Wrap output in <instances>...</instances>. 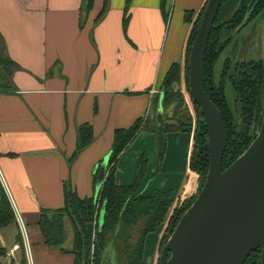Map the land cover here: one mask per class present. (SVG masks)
Returning <instances> with one entry per match:
<instances>
[{
    "label": "crops",
    "instance_id": "obj_1",
    "mask_svg": "<svg viewBox=\"0 0 264 264\" xmlns=\"http://www.w3.org/2000/svg\"><path fill=\"white\" fill-rule=\"evenodd\" d=\"M163 1L162 7V0H94L82 19V0H0V52L8 72L0 74V196L13 214L0 229L3 264H76L75 254L46 243L42 213L50 220L64 210L66 188L91 198L95 167L110 152L114 132L140 121L143 133L116 162L117 185L134 184L143 161L140 195L169 192L173 207L195 196L192 135L165 131L157 166L153 116L160 85L184 61L207 0ZM82 125L91 127L93 140L77 152ZM149 238L146 261L159 250L156 236ZM71 242L72 234L61 247Z\"/></svg>",
    "mask_w": 264,
    "mask_h": 264
},
{
    "label": "trees",
    "instance_id": "obj_2",
    "mask_svg": "<svg viewBox=\"0 0 264 264\" xmlns=\"http://www.w3.org/2000/svg\"><path fill=\"white\" fill-rule=\"evenodd\" d=\"M93 2L94 0H87V14ZM163 3L164 1L162 0V7L164 6ZM106 8L107 2H104L103 10L105 11ZM263 12L264 0H222L209 37L205 53L204 88L209 99L221 113L226 125L227 145L222 161L223 170L249 148L261 128L264 115V62L250 60L232 63L231 60L225 59L222 64L218 83L215 82L214 68L220 55L232 41L231 36L224 38V34L229 32L240 34ZM190 14L188 12L185 16L187 17ZM201 14L202 12L192 26L186 56L190 52V46L199 25ZM248 15L250 17L244 24ZM186 20L188 19L186 18ZM127 22L128 19L126 17L123 21L124 30ZM3 64V57L0 52V74L3 77H8V72ZM178 69L179 63H174L162 82L161 90H163L164 95V112L169 104L168 94L171 90L170 86L179 78ZM225 83L228 84L229 89L234 94L233 106L237 102L240 103L241 109L239 113L237 108L233 110L234 107H231L227 101L224 89ZM0 90H4L2 82H0ZM158 98L159 95L155 100L154 111ZM193 106L200 116V120L193 134V147L189 159V169L199 176V191L203 183V178H205L208 171L209 154L203 117L199 113V108L194 104ZM237 115H239L242 125L240 123L238 125ZM140 126L141 121L135 123L128 129H120L114 132L105 179L96 200L93 197L80 199L69 188H66L64 194V210L55 212L53 214L54 217L50 220L46 214L42 213L41 229L46 238V243L48 245L60 246V249L63 251L75 254L76 264H82L83 262L88 264L90 235L86 229L87 225H94V243H96L97 249L101 254L118 223L121 224V228L115 239L118 260L122 264H144L143 250L146 236L157 230L167 217L172 206L169 192L156 191L150 197H143L138 193V187L145 171V162L140 161L137 179L134 184L130 186H119L115 180L114 172L118 157L141 131ZM164 129L165 131L170 130V127L165 126L164 123ZM174 129L176 128L174 127ZM173 131L190 133L191 124L183 123L178 125V129ZM78 138L79 148L77 152L85 148L93 140L91 127L89 125L80 126L78 129ZM76 154L73 158H75ZM193 198L183 202L181 207L172 211L167 227V232L170 235L183 213L190 206ZM102 207L104 208V216L102 226L99 228L98 221ZM65 218L72 228V242L69 249L61 247L64 244ZM12 220L13 214L9 202L4 194L1 193L0 229L10 224ZM261 253V249L252 252L244 264H261ZM4 258H6V250L0 248V264H3L2 261ZM19 264H25V260L22 259Z\"/></svg>",
    "mask_w": 264,
    "mask_h": 264
},
{
    "label": "water",
    "instance_id": "obj_3",
    "mask_svg": "<svg viewBox=\"0 0 264 264\" xmlns=\"http://www.w3.org/2000/svg\"><path fill=\"white\" fill-rule=\"evenodd\" d=\"M221 3L222 0H207L188 56L189 96L199 108L206 128L208 171L194 201L163 245L159 264H244L259 249L264 264V115L249 148L223 170L226 125L204 88L205 53ZM86 4L87 0H82V19L87 15ZM163 98L161 90L154 111L157 166L165 147ZM108 159L109 153L95 167L98 169L95 200L105 179ZM103 216L102 207L99 228ZM120 228L118 223L100 254L99 264H122L115 246Z\"/></svg>",
    "mask_w": 264,
    "mask_h": 264
},
{
    "label": "rangeland",
    "instance_id": "obj_4",
    "mask_svg": "<svg viewBox=\"0 0 264 264\" xmlns=\"http://www.w3.org/2000/svg\"><path fill=\"white\" fill-rule=\"evenodd\" d=\"M83 19H85V17ZM166 27H167L166 29H168V24H166ZM166 33H167V30H166ZM228 36H231L230 38H232V41L222 52L214 68V77H215L216 83L219 82L222 64L225 59L231 60L232 63L250 61V60L264 62V12L258 18H256L253 22H251L240 34H235V33H230V32L224 34V38ZM188 56H189V53L187 56L185 55L184 61H182V63L179 64V69H178L179 78L176 81H174L170 86L171 90L169 91V94H168L169 104L167 105L165 112H164V122H165V126L170 127V131L178 129V125H181L183 123L191 124V132L188 134H191L193 137V134L195 133L196 128H197L198 121L200 120V116L198 115L195 107L193 106V103L189 96ZM161 88H162V83L160 85L159 90ZM224 89H225V95H226L228 103L230 104L231 107H234L233 110L237 108V111L239 113L241 109L240 103L237 102L233 106L234 94L232 93L231 89H229V86L227 83H225ZM171 94L174 95V97H172ZM170 97L172 100L170 99ZM237 116H238L237 122L239 125V123L241 124V121H240L241 119L239 115ZM174 127L176 129H174ZM141 132L143 133V131ZM175 132H180V131H175ZM192 147H193V144H192ZM189 175L196 176V179L198 181L197 187H199V176L193 171H191ZM204 180L205 178H203V182ZM198 192L199 191L197 189V192L194 198L191 200L192 202L194 201ZM179 207H181V204L178 206H174V207L171 206L164 223H162L160 227L157 228V230H155L152 233H149L150 243L152 242V239L155 238V236H156V239H158L159 234L160 233L162 234L160 235V238L158 239L159 240V245H158L159 250L152 254L151 259L148 260V264H159L158 257L160 255L161 249L170 236V233L167 232V227L169 225L168 216L170 217V214L172 213L173 209H177ZM67 226H68V230L72 234V228L70 224H68ZM86 229L90 235V240H89L90 242L88 245V257H89L88 264L91 262V260L94 262V264H96V261L97 262L99 261L100 251H98L97 245L96 243H94V225L93 224H91V226L87 225ZM70 236L68 234H64L63 235L64 242L68 241Z\"/></svg>",
    "mask_w": 264,
    "mask_h": 264
},
{
    "label": "flooded vegetation",
    "instance_id": "obj_5",
    "mask_svg": "<svg viewBox=\"0 0 264 264\" xmlns=\"http://www.w3.org/2000/svg\"><path fill=\"white\" fill-rule=\"evenodd\" d=\"M138 193H139V192H138ZM141 196H142V195H141ZM92 197L94 198V195H93ZM92 197H91V198H92ZM171 214H172V213H171ZM171 214H170V216H171ZM146 237H147V236H146ZM143 263H144V264H148V261L144 260V258H143ZM96 264H99V261H98V262L96 261Z\"/></svg>",
    "mask_w": 264,
    "mask_h": 264
},
{
    "label": "built area",
    "instance_id": "obj_6",
    "mask_svg": "<svg viewBox=\"0 0 264 264\" xmlns=\"http://www.w3.org/2000/svg\"><path fill=\"white\" fill-rule=\"evenodd\" d=\"M89 264H94V262L91 260V262Z\"/></svg>",
    "mask_w": 264,
    "mask_h": 264
}]
</instances>
